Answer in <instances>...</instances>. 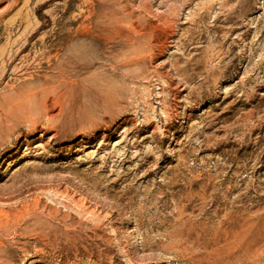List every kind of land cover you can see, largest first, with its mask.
Wrapping results in <instances>:
<instances>
[{"label": "rangeland", "instance_id": "obj_1", "mask_svg": "<svg viewBox=\"0 0 264 264\" xmlns=\"http://www.w3.org/2000/svg\"><path fill=\"white\" fill-rule=\"evenodd\" d=\"M0 50V264H130L173 195L264 264V0H0Z\"/></svg>", "mask_w": 264, "mask_h": 264}, {"label": "bare ground", "instance_id": "obj_2", "mask_svg": "<svg viewBox=\"0 0 264 264\" xmlns=\"http://www.w3.org/2000/svg\"><path fill=\"white\" fill-rule=\"evenodd\" d=\"M2 57L3 51L0 50V60ZM22 111L26 115L32 112L29 107H23ZM164 117L167 116L164 115ZM129 122L125 121L127 124ZM144 188L146 189L147 186ZM183 201L184 199H176L175 195L172 196V211L169 216L160 217L166 208L165 203L161 207H155V213L146 221L150 230L140 245L141 251L150 255L134 257L136 254L128 249L125 253L130 264H163V262L166 264H174L173 262L180 264L234 263V249L237 246L246 247L245 226L235 227L229 217H224V222L220 227L205 228L202 224L191 220L189 207L192 203L185 204ZM188 201H192V197H189ZM200 202H204L203 197L200 198ZM150 209L153 210V208ZM138 213H140V215L136 214L138 220L135 218L134 222L142 226L143 223L145 224V221H142L144 219L142 216L145 214L141 211ZM154 220L159 221L157 226L154 225ZM135 229L137 231V228ZM152 232H156L155 237H150L149 234ZM246 253L243 250L244 256Z\"/></svg>", "mask_w": 264, "mask_h": 264}]
</instances>
